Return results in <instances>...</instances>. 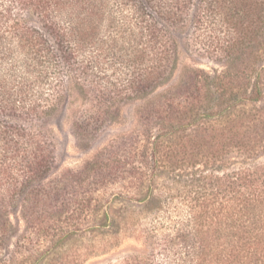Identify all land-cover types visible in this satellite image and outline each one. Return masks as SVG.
Returning <instances> with one entry per match:
<instances>
[{"label": "trees", "instance_id": "1", "mask_svg": "<svg viewBox=\"0 0 264 264\" xmlns=\"http://www.w3.org/2000/svg\"><path fill=\"white\" fill-rule=\"evenodd\" d=\"M194 2L200 42L226 69L191 71L149 108V120H159L152 155L214 120L223 121L225 145L251 155L264 127V106L255 107L264 102V0H0V251L14 236L12 215L29 225L14 237L15 256L0 264L56 261L88 231L64 215L90 210L91 200L66 202V184L46 182L56 146L45 123L74 81L92 108L76 125L81 137L109 122L120 101L147 99L166 85L178 64L175 33ZM96 167L90 170L99 176ZM163 220L155 214L144 231L150 255L119 264H264V164L230 172L221 192L187 205L176 221Z\"/></svg>", "mask_w": 264, "mask_h": 264}, {"label": "rangeland", "instance_id": "2", "mask_svg": "<svg viewBox=\"0 0 264 264\" xmlns=\"http://www.w3.org/2000/svg\"><path fill=\"white\" fill-rule=\"evenodd\" d=\"M196 5L194 2L189 10L185 27L174 36L177 68L152 96L120 101L109 122L93 135L81 137L76 125L87 120L92 108L73 80L63 102L47 119L45 127L56 146V167L46 182L66 184L67 193L62 198L66 202L86 199L92 206L90 210H66L70 211L64 215L69 225H80L82 231H88L70 241L56 261L46 258L42 264H119L129 256L147 257L151 247L145 242L144 231L151 228L155 214L164 223L176 221L186 215L187 205L221 192L230 172L264 164V127L256 130V150L251 155L243 154V150L225 145L221 137L223 121L216 120L190 127L182 138L165 143L157 156L152 155L151 143L159 120H149V108L169 91L183 86L191 71L213 75L226 69L224 58H211L200 42L202 31L194 24ZM26 21L40 27L35 17ZM262 64L258 62L255 67ZM48 83L43 89H49ZM263 106L264 102L255 105L257 109ZM95 165L99 176L90 170ZM155 198L162 201L159 209L155 208ZM106 215L109 225L105 227ZM11 220L14 236L7 249L0 251V258L7 261L15 256L14 237L24 236L29 228L21 213L12 215Z\"/></svg>", "mask_w": 264, "mask_h": 264}]
</instances>
